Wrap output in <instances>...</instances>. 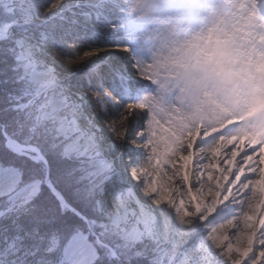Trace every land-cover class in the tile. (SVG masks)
Wrapping results in <instances>:
<instances>
[{
	"label": "snow or ice",
	"instance_id": "1",
	"mask_svg": "<svg viewBox=\"0 0 264 264\" xmlns=\"http://www.w3.org/2000/svg\"><path fill=\"white\" fill-rule=\"evenodd\" d=\"M122 8L0 0L3 83L29 94L16 115L0 112V264H134L146 241L198 237L222 264H264L261 143H217L233 125L192 138L164 120L148 102L156 85L141 72ZM196 74L185 68L183 77ZM121 111L117 137L104 117L118 121ZM126 154L138 163L121 167ZM50 155L71 164L70 196Z\"/></svg>",
	"mask_w": 264,
	"mask_h": 264
},
{
	"label": "rangeland",
	"instance_id": "2",
	"mask_svg": "<svg viewBox=\"0 0 264 264\" xmlns=\"http://www.w3.org/2000/svg\"><path fill=\"white\" fill-rule=\"evenodd\" d=\"M140 2L141 0H132L131 2L128 1L127 4L123 6L122 11L125 15V21L127 16L129 17L138 13V9L142 7V4H139ZM131 3L132 6H130L129 9ZM126 23L129 25L128 22ZM0 31H6V26L0 25ZM165 33L166 32H164V34ZM132 35L136 40L138 47L144 53L143 56L137 58L140 64V69L144 73L149 72L154 84L157 85L153 94L157 96L158 100L164 98V96H168V94H171L172 96L174 94L171 92L173 85L181 84V81L176 83H172L171 81V79L176 76L177 64H175L171 58H162L160 50L147 51L146 46L141 45V43H144L141 39L142 35H135L134 33H132ZM147 35V32L143 33V37ZM1 65L4 72L0 71V76H3V80L0 84V104H10L12 105L11 109L17 106L21 109L25 108L26 105L24 98L28 99L29 95L25 85L17 84L10 86L7 83H3V81L8 78L5 75L6 72H8V66L4 64ZM173 69H175L176 72H174ZM8 74L10 75L9 72ZM151 94L152 93H149L147 95ZM109 95L111 94L109 93ZM174 97L175 98L171 99L170 102L160 103L161 105L158 106V108H164V112L161 115L164 120L167 121L171 119L172 121H176L183 127V131L186 134L197 127L196 125L199 124L200 118L207 120L213 116L218 117L217 115L220 114V116H222L225 110L224 107H219V109H217L219 105L214 103L211 98L200 100L198 102L186 98L185 93H182L181 91ZM113 99H115V97H113ZM193 101L196 103L193 104ZM231 114L237 115L233 112ZM6 115H11V113L8 112ZM12 115H16V113H13ZM104 119L109 124L114 122L113 117H104ZM201 123L203 122H200V124ZM9 131H12V126L9 127ZM118 131L119 128H116V136ZM243 134L244 132L239 133L238 135ZM49 161L51 164L53 179L56 181L57 186L64 191L66 195L70 196L71 189L68 187L70 181L65 177V172L71 167V164L54 155L49 156ZM136 163H138L136 156L133 155L131 159H129V156L126 154L124 161L121 163V167H124L125 165H134ZM70 203H73V201L70 200ZM132 239L135 241L138 237L133 236ZM137 247L140 249L141 258L137 259L134 264H203L204 261H207L208 264H222V261H218L213 257L212 253L209 251V245L203 237H198L192 242V244L186 246L181 245L174 247L171 243H154L146 241L143 244L137 245Z\"/></svg>",
	"mask_w": 264,
	"mask_h": 264
},
{
	"label": "bare ground",
	"instance_id": "3",
	"mask_svg": "<svg viewBox=\"0 0 264 264\" xmlns=\"http://www.w3.org/2000/svg\"><path fill=\"white\" fill-rule=\"evenodd\" d=\"M129 1V0H127ZM125 0H122V4H126L125 2H127ZM151 1V3L153 2L156 5V2L158 0H149ZM236 0H227L228 2V9L227 10H223L220 12L217 10V4L213 3L212 5L207 4L206 6H204L201 10H199V12H203L207 9L206 13L203 16V20L201 22H203L204 29H203V35H202V42L201 45L202 46H208L207 51L204 52V55L201 59L205 60L207 58H211V62L209 66L207 67H203L202 72H197V74L191 79V80H186L184 78L185 81H187L188 83H192V81L197 80L199 83H203L204 81H208V74L210 72V70H216L218 69L219 66V73L222 79L225 80L224 85H221L220 81H216L211 83V86L209 87L210 92L208 93V95L210 97H212L213 99H215V101L217 102V104H222L224 103L223 101H227V104L236 101L238 103L239 108H248L250 106V103L252 101H254V94L247 97L246 96V82L253 79L254 75L251 72H248V75H246L245 78V82L244 84H242L241 86H236V79L234 77V75L232 74V71L234 70V68L231 66L230 64V56L227 57H222L220 58V53L222 51H224L225 49L228 48V46L223 43L224 40H221V38L223 36H226L229 34L230 30L232 28H237V26H241L242 23L245 22V17L244 16H240L238 14H234V12L231 10L234 2ZM238 3L236 4L235 7H237V5H240V0H237ZM150 3V4H151ZM209 6V7H208ZM243 11H247V5H241ZM239 6V7H241ZM164 5H162L161 7H158L156 5L155 8V14L152 15V19H157L159 17L158 14H167L165 8H163ZM208 7V8H207ZM221 13L226 15V19L223 20L221 19ZM172 14L171 13V18H172ZM211 15V16H210ZM172 21H174L176 24V20L175 18L172 19ZM181 23V22H179ZM220 24L217 27V24ZM185 28V24H183L182 28L180 29H184ZM195 28L190 29V30H186L187 33H185L184 35L182 34H178L179 35V42H178V47L180 49L179 53L177 55H175L174 59L177 61V65H179V67H184V68H191L192 64H191V57H201L200 53H197V44L194 45H186L184 44L183 40L185 38L188 37H192L193 38V42L195 43V39L198 37V35L200 34L198 32V30H195ZM196 33H193L195 32ZM175 42V38L172 35H167L164 36L163 38H161L160 43H162L163 47H167L169 46L170 48L174 49L176 48V43ZM188 50L189 55H187L186 53L183 52V50ZM201 61V60H200ZM78 61H70V63H75ZM196 67L194 66L193 69H195ZM197 70V69H195ZM142 74L144 75H149V72L144 73L141 70ZM224 87V90L222 91L221 88ZM214 91H217L218 94H215ZM190 95L189 97L192 95L191 92H189ZM240 98H237V96ZM197 98L199 97L196 96ZM192 98V97H191ZM190 98V99H191ZM147 99L148 102L151 103L153 105V107L155 109H157L160 113V115H162V113L164 112V108L162 107L161 109L158 108V106H160L161 102L157 99V96L154 95L153 93L151 95H147ZM256 103L259 104L260 103V99L256 98ZM127 107V106H126ZM210 113V112H207ZM116 124V128H119L118 134L117 136L119 137L123 131V125H124V112L121 111L120 113V119L118 121H114ZM201 121H199V124L196 125L197 127L194 128L191 132H189L187 135L195 138V136L200 132L201 129H203V133L204 135H208L209 133H214L216 132L219 128L223 127V124H212V120H208L206 122V124L201 123ZM248 123H251V120H248ZM230 135H228L227 137L225 136H221L218 138L217 143H220L221 141L223 142H230L231 140H238L240 142V144H243L245 141H247L249 144L252 143H256L257 142V138L255 136L252 135H243V136H239L238 134H236L235 130H231L229 131ZM262 153H264V149L261 150Z\"/></svg>",
	"mask_w": 264,
	"mask_h": 264
},
{
	"label": "trees",
	"instance_id": "4",
	"mask_svg": "<svg viewBox=\"0 0 264 264\" xmlns=\"http://www.w3.org/2000/svg\"><path fill=\"white\" fill-rule=\"evenodd\" d=\"M4 65H7V64H4ZM0 71L1 72H4V69L2 68V65L0 64ZM0 72V73H1ZM4 75V74H3ZM6 77H8L9 76V74H8V72H6ZM2 80H3V76H0V84H1V82H2ZM11 106L12 105H10V104H7V103H3V104H0V112H4L5 114H8V112L9 113H11ZM13 113H11V115H12ZM0 142H2V138H0ZM46 150V149H45ZM53 176V175H52ZM57 185V184H56ZM58 187V186H57ZM59 188V187H58ZM60 189V188H59ZM61 190V189H60ZM62 191V190H61ZM45 196L47 197V199L49 200V201H52L54 198L53 197H51V195L47 192V190H45ZM5 259H7V257L5 256Z\"/></svg>",
	"mask_w": 264,
	"mask_h": 264
}]
</instances>
